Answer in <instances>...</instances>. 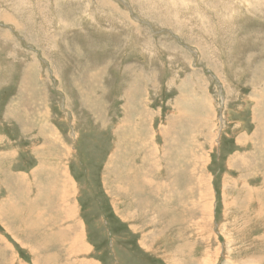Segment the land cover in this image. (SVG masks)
Returning a JSON list of instances; mask_svg holds the SVG:
<instances>
[{"label": "rangeland", "instance_id": "374dc122", "mask_svg": "<svg viewBox=\"0 0 264 264\" xmlns=\"http://www.w3.org/2000/svg\"><path fill=\"white\" fill-rule=\"evenodd\" d=\"M238 154L251 191L235 183ZM178 165L179 183L156 193L161 166ZM190 165L209 178L205 215L190 203L206 190L182 186ZM137 175L153 182L142 181L148 207ZM54 176L74 185L57 196L62 214L78 208L90 247L78 256L60 252L74 235L66 220L56 234L32 216L29 234L11 215L20 202L48 206ZM26 180L27 196L11 198ZM166 195L181 201L171 223ZM206 259L264 264V0H0V264Z\"/></svg>", "mask_w": 264, "mask_h": 264}, {"label": "bare ground", "instance_id": "6f19581e", "mask_svg": "<svg viewBox=\"0 0 264 264\" xmlns=\"http://www.w3.org/2000/svg\"><path fill=\"white\" fill-rule=\"evenodd\" d=\"M257 102V101H256ZM259 102V101H258ZM255 121V120H254ZM256 134V133H255ZM253 139H254V137H253ZM242 142V141H241ZM252 142H254V141H252ZM255 145V144H254ZM257 146V145H256ZM254 148V147H253ZM252 148V149H253ZM262 148H259V149H257V148H255V150H261ZM263 150V149H262ZM191 151V153H192V150H190ZM197 153V152H196ZM240 154V153H239ZM238 154V155H239ZM193 155H194V153H193ZM198 155V154H197ZM233 156H235V155H233ZM237 156V155H236ZM235 156V157H236ZM240 156V155H239ZM243 156V155H242ZM242 156H240V158H239V160H242L241 162L242 163H240V164H242L241 165V168H239V165H237V167L239 168V170L241 171L240 172V175L238 176V179L236 180V182L235 183H237V184H240V182L239 181H241L242 182V184L243 185H245L246 186V184H244L245 182H246V178H245V176H248V175H242L241 173H245V171H246V169H247V167H246V165H245V158H243ZM194 157L196 158L197 156H196V154L194 155ZM231 157V156H230ZM235 157H234V159H235ZM242 157V158H241ZM255 158V157H254ZM233 159V158H232ZM234 159L232 160V162L230 163L229 162V167L232 169V163L234 164L235 163V161H234ZM198 160V159H197ZM228 160H229V158H228ZM206 161V160H205ZM234 161V162H233ZM124 163V162H123ZM122 163V164H123ZM177 164H179L180 162H176ZM207 163V162H206ZM202 164V163H201ZM237 164V163H236ZM255 164V163H254ZM202 165H204V164H202ZM202 165H200V167H198V166H196V165H194V166H192V165H190L189 166V168H188V171H190L189 172V178H188V180L186 181V178H183V179H181L182 181H183V187H184V189H185V191L189 194V195H192V196H195V191H196V189H195V183H196V186H198L200 189H204V190H206V194H205V196H203L202 195V197H200V199H198L197 201H192L191 203H190V207H192V208H194V209H196V208H199V210L200 211H202V214L203 215H205V214H207L206 213V211H208V205L209 204H207L208 202H207V197H209L208 195H209V191L207 192V190L210 188V185H209V178H207L206 176H204V175H200V176H198V169H199V171H201L202 170V168H201V166ZM253 165V164H252ZM179 166L180 165H178V166H161V170L164 172V174H162L163 176H162V178H163V182L161 183V182H159V183H157L156 185H155V182H154V185L155 186H157V188L155 189V192L156 193H161V189H162V191L164 192V189L168 186H170V185H172V186H175L176 184L174 183L175 181H177V178L176 177H178L176 174H180V176H181V171L183 170V168L182 167H180L179 168ZM236 166V165H235ZM64 168V167H63ZM155 168V167H154ZM159 168V167H158ZM255 168H256V166H254L253 165V168L251 169V165L249 164V168L248 169H250V171H252V172H254L255 174H263V172L261 173L260 171H254L255 170ZM156 169V168H155ZM205 169V168H204ZM207 169V168H206ZM205 169V170H206ZM229 169V168H228ZM236 169V168H235ZM59 170H61V169H59ZM64 170V169H63ZM61 171L60 173H62L63 172V174L64 175H66V176H69L70 174L69 173H67L66 171ZM153 170V169H152ZM239 170L237 171V172H239ZM68 171V170H67ZM159 171V170H158ZM232 171V170H231ZM149 172H150V170H149ZM149 172H147L146 171V173H149ZM229 172H230V170H229ZM249 172V171H248ZM131 173V172H130ZM152 173V172H151ZM125 174V173H124ZM129 174V173H128ZM153 174V173H152ZM161 174V173H160ZM239 174V173H238ZM245 174H247V172L245 173ZM249 174H251V172L249 173ZM187 175V174H186ZM149 176V175H148ZM148 176L147 177H144V178H142V175H137V176H134V179H139L140 180V182H141V184L140 185H138L137 186V191H136V193H137V199H139L140 198V203H139V206L140 207H145V205L144 204H146V206L148 207V203H146V198H145V195L147 194L146 193V190H147V188L146 187H143V183H142V181H144V185L146 184L148 187H149V185L150 186H153V182L151 181V179L149 180L148 179ZM180 176H179V178H180ZM208 176V175H207ZM250 176V175H249ZM141 177V178H140ZM212 177V176H211ZM53 180H55V181H53ZM123 181V180H122ZM232 181H234V179H232ZM172 182V183H171ZM178 183H179V181H177ZM26 183V184H25ZM24 184H25V186H27V188L26 189H24L23 191H20L19 189L17 190V187H15L14 188V190H15V194H13V195H11V198L13 197L14 198V196L17 198L18 196H21V195H23V196H27L26 194L27 193H29L30 191H31V189H32V187H31V185H32V183H31V181H25L24 182ZM149 184V185H148ZM181 184V183H180ZM179 184V185H180ZM60 185V188L59 189H61V187L62 186H65V187H67V189H69L70 187H72V185H73V182L72 181H65L63 178H57V176H54L52 179H50V181H49V183H48V185H46V186H44L45 188V190L46 191H44V190H42V193H46V194H43V195H48V197L50 198V196L53 194V198H52V200L51 201H49V204H48V206H47V203L46 202H44V201H40L39 200V205L38 206H35V207H33V203L35 202V200H33L32 201V204L30 205V202L29 203H27V204H25L26 206H24L23 205V203L24 202H20V204H18L17 205V207L16 208H14V210H16L13 214H11V215H13V219L15 220V225H17V227H18V229L19 230H21V232L23 233V232H25V231H28L29 232V234H31L35 229H39V227H37L36 225H35V222H36V220H34L35 222H33V218H32V216H34V217H37V218H40V219H42V217H45V218H47V216H49L48 217V222H46V224L45 225H47L48 227H49V230H54V229H57V231H58V233H56V234H59V232L60 231H64L65 229H66V223H64V220H66L68 223H70V225H71V228H72V231L74 232V235L73 236H67V239L66 240H64V239H60L59 238V236H58V238L60 239V243H62V245L60 244V243H58L57 242V240L55 239V240H53V239H51L50 238V241H51V243L52 242H56V244H60L59 245V249H60V252L61 251H64V252H66V253H68V250L70 251V252H72L73 254H76L75 256H78L79 254H82V253H84V252H88V251H90V247L86 244V242H85V237H84V235H83V233L82 232H79V231H81V230H78V231H76V227L74 226L75 224H77L78 225V227L79 226H81L82 225V222L81 223H79L80 222V220L76 217L77 216V211H78V208L76 207V206H71V214H70V216H67V215H64V214H62L61 213V210H60V205L59 204H62V205H64V203H65V201L67 200V198L66 197H59V196H57V190H59L58 189V186ZM124 185V184H123ZM178 185V184H177ZM122 186V185H121ZM244 186V187H245ZM247 186H248V184H247ZM246 186V187H247ZM73 187H74V185H73ZM125 187V186H124ZM126 187H129V184H127V186ZM143 187V188H142ZM179 187V186H178ZM235 187H238V186H235ZM118 188H121V187H118ZM151 188V187H150ZM153 188V187H152ZM182 188V187H181ZM250 187H247V189H249ZM253 189V188H252ZM40 191H41V189H39ZM124 190V189H123ZM173 190V189H172ZM250 191H251V189H249ZM147 192H149V191H147ZM174 193L176 192V191H173ZM179 192H180V188L177 190V194H179ZM199 192H201V191H199ZM210 192H212L211 191V189H210ZM253 193V192H252ZM169 194V193H168ZM202 194V193H201ZM254 194V193H253ZM256 194V193H255ZM40 195H42V194H40ZM39 192H38V194L36 195V198L37 199H39ZM124 195V194H123ZM183 195H184V193H183ZM210 195H211V193H210ZM125 196V195H124ZM127 196V195H126ZM125 196V197H126ZM133 196V195H132ZM131 196V197H132ZM141 196V197H140ZM180 196V195H179ZM257 196V195H256ZM134 197V196H133ZM171 197V196H170ZM123 198V197H122ZM127 198V197H126ZM169 198V196L168 195H166V198L164 197V199H168ZM178 198V196L176 197V199ZM9 199H10V197H9ZM175 198H174V196H172L171 198H169V203H165L164 204V208H166L165 209V213H167V216L169 215V213L171 212V217L169 216V218H171L170 219V223L173 221H175L176 219H180V216L181 215H178L177 214V211H179L178 210V208H179V204H180V202H178L177 203V200H176ZM229 199V198H228ZM136 200V199H135ZM212 200V199H211ZM232 200V199H231ZM7 201V200H6ZM18 201V200H17ZM166 201V200H165ZM227 201V200H226ZM26 202H28V201H26ZM37 202V201H36ZM35 202V203H36ZM161 202V201H160ZM9 203V202H8ZM11 203V202H10ZM53 203L55 204V205H57V206H59V212H57V213H55V212H53ZM176 203H177V205H176ZM228 203V202H227ZM232 203H236V204H238L239 202H238V199L237 198H235V197H233V200H232V202H230V204H232ZM4 205H5V203H3ZM7 205H9V204H7ZM6 205V206H7ZM176 205V206H175ZM261 205V204H260ZM10 206V205H9ZM182 206V204L180 205V207ZM228 207H229V204L227 205ZM8 207V206H7ZM5 208V207H4ZM247 209H248V207H246ZM211 209H213L212 207L210 208V212H211ZM226 209V208H225ZM5 210V209H4ZM123 210V209H122ZM148 210V209H147ZM234 210V209H233ZM34 211V212H33ZM194 210H192L191 211V215H194L195 214V212H193ZM29 212H32V213H30L29 214ZM144 212H146V211H144ZM180 212H181V209H180ZM234 212V211H233ZM243 212V210H241V209H237L236 210V212H235V216H233V219H234V221H236V214H240V213H242ZM249 212V211H248ZM166 215V214H165ZM243 215V214H242ZM241 216V215H240ZM244 216V215H243ZM162 217L163 218H165L163 215H162ZM208 217V216H207ZM12 219V218H11ZM76 219H77V222H76ZM144 219H145V217H144ZM169 220V219H168ZM200 220V219H199ZM229 221V220H228ZM40 223H41V221H40ZM57 224V226H54V227H50V226H53L54 224ZM201 222L199 221V223L198 224H200ZM231 223V222H230ZM18 224H21V226L20 225H18ZM194 224V223H193ZM42 225V224H41ZM36 226V228H34ZM193 226V225H192ZM198 226V225H197ZM229 226L230 225H228V228H229ZM199 227V226H198ZM231 227V226H230ZM21 228H23V229H21ZM80 228V227H79ZM83 228V227H82ZM199 231H204L205 229H206V226H200L199 228ZM83 231V230H82ZM227 231V230H226ZM51 233H53L54 231H50ZM71 232H69V234H70ZM55 234V235H56ZM68 234V233H67ZM86 235V234H85ZM28 236V235H27ZM17 239V238H16ZM44 239V238H43ZM228 239H229V237H228ZM20 240V239H19ZM45 240V239H44ZM6 243V242H5ZM64 243L66 244H68L69 245V248L68 249H63L64 248ZM152 245V244H151ZM153 247V246H152ZM25 249V248H24ZM51 249V248H50ZM12 250V249H11ZM37 251V250H36ZM82 252V253H81ZM156 252V251H155ZM30 253V252H29ZM41 253V252H40ZM39 253V254H40ZM50 254V253H49ZM57 255H55L54 257H53V259H55V258H60V256H59V254L58 253H56ZM65 254V253H64ZM73 254H71V255H73ZM168 255V254H167ZM170 255V254H169ZM215 255V254H214ZM69 257H71V256H69ZM175 257V256H174ZM75 258V257H74ZM228 258V257H227ZM16 259V258H15ZM250 259V258H249ZM52 260V259H51ZM209 260V259H208ZM207 259L206 260H204L203 262H201L200 264H210V262L208 261ZM76 263H79V261H78V259H76V261H75ZM177 263V262H176ZM46 264V263H45ZM67 264H69V263H67ZM86 264H94V263H87L86 262ZM231 264V263H230Z\"/></svg>", "mask_w": 264, "mask_h": 264}]
</instances>
